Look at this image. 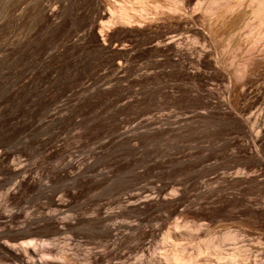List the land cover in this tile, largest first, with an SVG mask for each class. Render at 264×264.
I'll list each match as a JSON object with an SVG mask.
<instances>
[{"label":"rangeland","instance_id":"374dc122","mask_svg":"<svg viewBox=\"0 0 264 264\" xmlns=\"http://www.w3.org/2000/svg\"><path fill=\"white\" fill-rule=\"evenodd\" d=\"M118 1L0 0V264H264L252 0Z\"/></svg>","mask_w":264,"mask_h":264},{"label":"bare ground","instance_id":"6f19581e","mask_svg":"<svg viewBox=\"0 0 264 264\" xmlns=\"http://www.w3.org/2000/svg\"><path fill=\"white\" fill-rule=\"evenodd\" d=\"M135 1L139 2L140 0H135ZM252 2H253L252 3L253 7L251 8V11H252V13L254 14V16L256 18L258 26L259 25H264V0H252ZM129 5L130 4H129L128 0H119L118 3H117V7H118V11H119L118 12L119 17L121 19H123V20L128 19V15L126 13V8H128ZM258 26H257V29H256V31L254 33V36L262 37V36H264V32H263L264 27H263V30L260 31ZM173 260L176 261L177 259L175 257H173Z\"/></svg>","mask_w":264,"mask_h":264}]
</instances>
